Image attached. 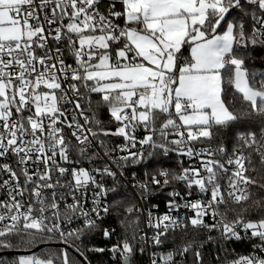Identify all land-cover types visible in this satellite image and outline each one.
<instances>
[{
  "label": "snow or ice",
  "instance_id": "1",
  "mask_svg": "<svg viewBox=\"0 0 264 264\" xmlns=\"http://www.w3.org/2000/svg\"><path fill=\"white\" fill-rule=\"evenodd\" d=\"M54 239L83 264H206L208 243L264 264V0H0V250Z\"/></svg>",
  "mask_w": 264,
  "mask_h": 264
},
{
  "label": "trees",
  "instance_id": "2",
  "mask_svg": "<svg viewBox=\"0 0 264 264\" xmlns=\"http://www.w3.org/2000/svg\"><path fill=\"white\" fill-rule=\"evenodd\" d=\"M258 63L259 62L257 61V64ZM257 70H259V68H257ZM104 118L106 119V117ZM115 142L117 143L119 142V140H115ZM173 159L175 158L173 157ZM249 175L256 176L257 174L249 173ZM109 199L111 198L109 197ZM106 224L112 227H115L117 234L120 233V228H119V225L117 223L115 216H112L111 218H109L106 221ZM213 235H215V233H213ZM83 240H84V244L81 245V247L90 246V244H96L98 246H103V242L98 234L95 237H91V238L86 236L83 238ZM59 245L60 244L50 242L48 244H40L37 247L32 248L31 250L32 251L34 250L33 253L40 255L44 251L58 252L60 249H66L70 259L75 257L76 259H80L83 264V258L79 257L78 253H76L73 248H70L69 245H66L65 248ZM247 246H248L247 244L238 243V244L230 245V248L234 247L237 253H244L248 248ZM38 247L39 249L35 251V249ZM16 251H26V250H24L23 248L18 249V250L13 249V250H7V251L0 250V257L11 261L17 257L18 254H16ZM213 251H214V245L212 243H208L205 246V248L202 250L206 264H216L214 257H213ZM86 255L88 257V260L91 262V264H114V261L111 259V256L108 253L99 254V253L88 252L86 253ZM144 259L147 260L146 257ZM189 259H191V256H189Z\"/></svg>",
  "mask_w": 264,
  "mask_h": 264
},
{
  "label": "built area",
  "instance_id": "3",
  "mask_svg": "<svg viewBox=\"0 0 264 264\" xmlns=\"http://www.w3.org/2000/svg\"><path fill=\"white\" fill-rule=\"evenodd\" d=\"M119 142H120V141H119ZM117 143H118V142H117ZM85 167H88V165H85ZM248 175H249V173H248ZM165 199H166V197H165V195H164L163 192H161V193H157L155 196H153V197L151 198L150 201H146V202H145V207L147 208V206H148L149 203H157V204H159V209L154 210V211L159 212V213H162V212L165 211V206H164V201H165ZM143 219H144V218L141 217V221H142V223H141V228H142V229H145V225L143 224ZM79 224H80V221H78V220H73L72 223L64 225V230H65V231H68L69 229H72V228H75V227L79 226ZM150 234H151V233H149V235H150ZM52 243H57V244H61V245H64V246L68 245V244L60 243V242H59L58 240H56V239H54V240L52 241ZM247 247H249V246H247ZM247 251H248V248H247V250H246L244 253H246ZM109 255H110V254H109ZM146 258H147V257H146Z\"/></svg>",
  "mask_w": 264,
  "mask_h": 264
},
{
  "label": "water",
  "instance_id": "4",
  "mask_svg": "<svg viewBox=\"0 0 264 264\" xmlns=\"http://www.w3.org/2000/svg\"><path fill=\"white\" fill-rule=\"evenodd\" d=\"M59 246H61L63 248L66 247V246L61 245V244ZM38 249H39V247L36 248L35 251L38 250ZM33 252H34V250L33 251L32 250H28V251H16V254H18V255H20V254H32Z\"/></svg>",
  "mask_w": 264,
  "mask_h": 264
},
{
  "label": "rangeland",
  "instance_id": "5",
  "mask_svg": "<svg viewBox=\"0 0 264 264\" xmlns=\"http://www.w3.org/2000/svg\"><path fill=\"white\" fill-rule=\"evenodd\" d=\"M21 255H32V254H20V255H17V257L21 256ZM38 255V254H37ZM16 257V258H17Z\"/></svg>",
  "mask_w": 264,
  "mask_h": 264
}]
</instances>
